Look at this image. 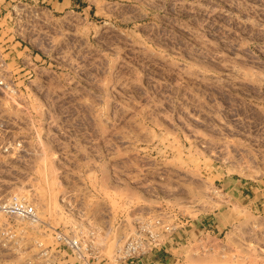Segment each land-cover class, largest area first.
I'll list each match as a JSON object with an SVG mask.
<instances>
[{
  "label": "rangeland",
  "instance_id": "1",
  "mask_svg": "<svg viewBox=\"0 0 264 264\" xmlns=\"http://www.w3.org/2000/svg\"><path fill=\"white\" fill-rule=\"evenodd\" d=\"M0 38V200L42 221L0 264L56 228L118 264L146 217L183 264H264V0H0Z\"/></svg>",
  "mask_w": 264,
  "mask_h": 264
},
{
  "label": "built area",
  "instance_id": "2",
  "mask_svg": "<svg viewBox=\"0 0 264 264\" xmlns=\"http://www.w3.org/2000/svg\"><path fill=\"white\" fill-rule=\"evenodd\" d=\"M10 55V48L0 38V89L12 93L15 81L9 70ZM41 222L36 205L26 198L13 195L0 200V246L7 248L17 243L30 231H37ZM174 230V225L161 217L137 220L124 244L115 249L114 259L118 264H151L155 253L165 251ZM52 231L54 249L34 241L39 248L35 257L39 264H93L104 259L101 246L96 242L99 231H90L87 236L57 228Z\"/></svg>",
  "mask_w": 264,
  "mask_h": 264
},
{
  "label": "crops",
  "instance_id": "3",
  "mask_svg": "<svg viewBox=\"0 0 264 264\" xmlns=\"http://www.w3.org/2000/svg\"><path fill=\"white\" fill-rule=\"evenodd\" d=\"M226 237H227V234L224 236V238L226 239ZM210 238L212 239V236H210ZM165 251L169 252V254L172 255L170 257L171 262L169 264H183V263H186V260L188 259V251H185V249H183L182 247L181 248H175V249L170 247V248H167ZM161 255H162V257L166 256V254L164 252H162ZM193 257L195 258L196 256H193ZM157 264H164V263L160 262Z\"/></svg>",
  "mask_w": 264,
  "mask_h": 264
}]
</instances>
